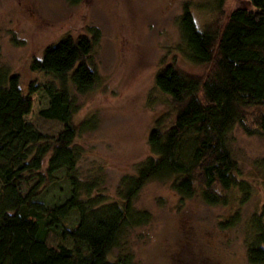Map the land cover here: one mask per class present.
Masks as SVG:
<instances>
[{
    "label": "trees",
    "instance_id": "1",
    "mask_svg": "<svg viewBox=\"0 0 264 264\" xmlns=\"http://www.w3.org/2000/svg\"><path fill=\"white\" fill-rule=\"evenodd\" d=\"M247 1L249 7L226 12V0H210L205 7L211 18L202 25L190 5H182L176 18L180 45L174 56L162 58L154 75V89L168 108L149 129V154L122 177L115 198L93 193L95 186L77 171L76 141L88 121H75L79 106L69 84L78 93L95 86L90 56L98 29L68 32L45 45L29 68L47 78L28 83L27 92L17 73L0 69V264H132L129 254L112 252L128 228L149 221V211L136 208L134 199L151 180L167 181L180 200L243 202L236 193L247 185L238 175L229 135L239 126L264 138V0ZM176 54L185 63L208 66L207 72H187ZM37 89L48 96L40 115L61 123L55 134L25 118ZM59 182L65 186L49 202V190ZM236 219L234 214L223 224ZM250 229L247 260L264 264V204L252 213ZM50 234L71 245L51 244Z\"/></svg>",
    "mask_w": 264,
    "mask_h": 264
},
{
    "label": "rangeland",
    "instance_id": "2",
    "mask_svg": "<svg viewBox=\"0 0 264 264\" xmlns=\"http://www.w3.org/2000/svg\"><path fill=\"white\" fill-rule=\"evenodd\" d=\"M209 1L0 0V69L17 73L24 92L31 81L37 84L47 78L29 68L30 59L39 56L45 45L87 27L99 31L90 56L97 73L95 86L78 93L69 84L79 106L75 121H88L76 141L81 147L77 171L95 186L93 193L115 198L122 177L134 172L149 154V129L168 108L165 97L154 89L156 69L180 45L176 18L182 5L187 2L202 25L211 18L205 7ZM237 6L250 5L247 0H226L225 11ZM179 63L194 74L208 70L206 65ZM30 97L26 120L55 134L61 123L40 115L47 94L37 89ZM228 146L247 185V190L236 193L245 197L243 202L237 198L227 205H207L196 196L180 200L167 181L151 180L134 199L136 208L149 211V221L128 228L112 255L129 254L132 264H251L246 244L252 235L250 217L264 204V138L235 126ZM60 186L65 183L49 190V202ZM234 214L237 219L225 226ZM48 242L71 245L70 239L53 234Z\"/></svg>",
    "mask_w": 264,
    "mask_h": 264
}]
</instances>
